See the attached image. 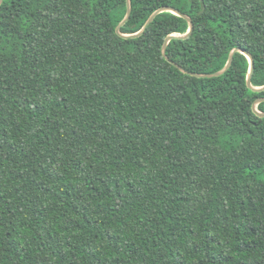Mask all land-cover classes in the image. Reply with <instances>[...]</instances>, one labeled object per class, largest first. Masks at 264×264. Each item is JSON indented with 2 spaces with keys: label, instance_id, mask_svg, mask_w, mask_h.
<instances>
[{
  "label": "trees",
  "instance_id": "trees-1",
  "mask_svg": "<svg viewBox=\"0 0 264 264\" xmlns=\"http://www.w3.org/2000/svg\"><path fill=\"white\" fill-rule=\"evenodd\" d=\"M4 0L0 264H264V0ZM264 113V102L257 106Z\"/></svg>",
  "mask_w": 264,
  "mask_h": 264
},
{
  "label": "water",
  "instance_id": "water-1",
  "mask_svg": "<svg viewBox=\"0 0 264 264\" xmlns=\"http://www.w3.org/2000/svg\"><path fill=\"white\" fill-rule=\"evenodd\" d=\"M4 0H0V6L2 5ZM203 1V0H201ZM163 12H173L175 14H177L178 16H181L185 19L188 20L189 22V30L188 32L185 34V35H170L166 41H165V44L163 46V55L165 58L168 59L167 57V47L169 45V43L171 42V40H173L174 38H189L191 36V34L193 33L194 31V24H193V21L190 17H188L187 15L175 10L174 8H171V7H163V8H160L158 9L157 11H155L151 16L150 18L147 20L146 24L144 25L143 29L136 33V34H130V35H125V34H122L121 33V29L122 27L125 25V23L130 19L131 17V13H132V6H131V0H127V13H126V16L124 18V20L117 26V29H116V32L119 36L123 37V38H137L139 36H141L145 31L146 29L151 25V23L154 21V19L161 13ZM237 52H241L243 53L245 56H247V58L249 59L250 61V71H249V75H248V79H247V85L250 89L254 90V91H262L264 90V86L263 87H254L252 85V76H253V72H254V58L253 56L248 53L247 51L241 49V48H236L234 49L231 54H230V57H229V60H228V63L227 65L225 66V68L219 72H216V73H213V74H197V73H190L188 71H186L185 69L181 68L178 64L176 63H173L177 68H179L180 70H182L183 72L187 73V74H191L195 77H198V78H213V77H219V76H222L227 70H229V68L231 67L232 65V62H233V59H234V56ZM169 60V59H168ZM261 102H264V99H259L257 100L254 105H253V109L255 110V112L261 116V117H264V113L260 112L257 110V106L261 103Z\"/></svg>",
  "mask_w": 264,
  "mask_h": 264
}]
</instances>
